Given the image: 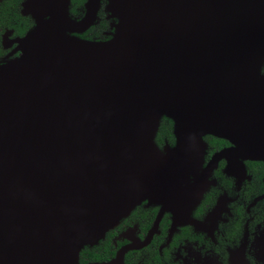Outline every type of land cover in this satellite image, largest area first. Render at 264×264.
Returning a JSON list of instances; mask_svg holds the SVG:
<instances>
[{
    "label": "water",
    "instance_id": "obj_1",
    "mask_svg": "<svg viewBox=\"0 0 264 264\" xmlns=\"http://www.w3.org/2000/svg\"><path fill=\"white\" fill-rule=\"evenodd\" d=\"M106 1L105 39L80 36L101 0L19 3L31 25L0 59V264H81L144 201L199 229L221 159L262 162L264 184V0ZM206 135L230 146L204 165ZM246 245L227 264H250Z\"/></svg>",
    "mask_w": 264,
    "mask_h": 264
},
{
    "label": "flooded vegetation",
    "instance_id": "obj_2",
    "mask_svg": "<svg viewBox=\"0 0 264 264\" xmlns=\"http://www.w3.org/2000/svg\"><path fill=\"white\" fill-rule=\"evenodd\" d=\"M106 3L101 0L97 24L105 23L100 24L99 35L91 39H105L110 31L112 19L105 11ZM19 9L18 6V13ZM30 25L31 20L19 13L10 25L0 27V59L19 54L14 39L22 36ZM204 140L208 145L204 165L215 152L230 146L226 140L211 135ZM164 142L169 143L166 138ZM243 163L244 168L234 174L227 173L225 159L212 169L213 183L191 214L202 223L199 229L191 224L174 223L170 213L144 201L96 244L84 247L79 252V262L107 261L123 254L125 264H227L228 249L244 240L250 264H264L263 165L260 161Z\"/></svg>",
    "mask_w": 264,
    "mask_h": 264
},
{
    "label": "trees",
    "instance_id": "obj_3",
    "mask_svg": "<svg viewBox=\"0 0 264 264\" xmlns=\"http://www.w3.org/2000/svg\"><path fill=\"white\" fill-rule=\"evenodd\" d=\"M83 1L84 0H71L70 11L73 14L78 13L80 11V8L82 7ZM19 3L20 0H2V2L0 3V27H3L4 25H10V21L19 16ZM104 23L105 22L102 21L101 23H99V25H94L82 36L90 39L94 36H98L101 27L100 24ZM163 138H166L169 143H172L174 141V137L172 135V122L167 118H162V120L160 121V125L155 137L156 143L158 145L162 144Z\"/></svg>",
    "mask_w": 264,
    "mask_h": 264
}]
</instances>
